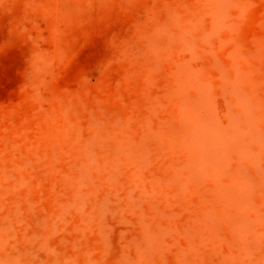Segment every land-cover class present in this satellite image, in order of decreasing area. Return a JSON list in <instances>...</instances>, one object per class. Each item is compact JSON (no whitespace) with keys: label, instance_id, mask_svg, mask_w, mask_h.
<instances>
[{"label":"rangeland","instance_id":"rangeland-1","mask_svg":"<svg viewBox=\"0 0 264 264\" xmlns=\"http://www.w3.org/2000/svg\"><path fill=\"white\" fill-rule=\"evenodd\" d=\"M0 264H264V0H0Z\"/></svg>","mask_w":264,"mask_h":264}]
</instances>
